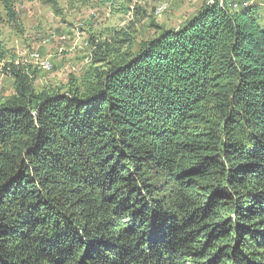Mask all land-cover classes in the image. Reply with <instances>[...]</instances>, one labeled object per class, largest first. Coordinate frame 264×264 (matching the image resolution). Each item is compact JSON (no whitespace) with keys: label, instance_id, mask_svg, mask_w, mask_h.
<instances>
[{"label":"trees","instance_id":"1","mask_svg":"<svg viewBox=\"0 0 264 264\" xmlns=\"http://www.w3.org/2000/svg\"><path fill=\"white\" fill-rule=\"evenodd\" d=\"M245 1L92 38L58 88L0 39V264H264V5Z\"/></svg>","mask_w":264,"mask_h":264},{"label":"rangeland","instance_id":"2","mask_svg":"<svg viewBox=\"0 0 264 264\" xmlns=\"http://www.w3.org/2000/svg\"><path fill=\"white\" fill-rule=\"evenodd\" d=\"M13 1L17 21L0 26V39L20 62L34 70V86L39 90L67 86L71 75L81 77L92 59V38L108 39L113 30L129 25L138 39L149 38L155 33L154 25L177 28L207 0ZM161 1L169 2V8L156 14L155 7ZM257 18L264 27V8H260ZM53 33L68 38L52 39ZM34 52L49 59L53 69H40L32 57ZM13 92V79L0 64V99H7Z\"/></svg>","mask_w":264,"mask_h":264},{"label":"built area","instance_id":"3","mask_svg":"<svg viewBox=\"0 0 264 264\" xmlns=\"http://www.w3.org/2000/svg\"><path fill=\"white\" fill-rule=\"evenodd\" d=\"M252 3H258V4L260 3V4L264 5V3H261L260 0H247L244 2V5H251ZM169 5H170L169 2H167V1L159 2L155 7L156 14H163V13L167 12ZM234 7L237 8L238 4L235 3ZM51 38L52 39H60V40L65 41V40H67L68 37L65 34L57 35V34L53 33L51 35ZM32 57L34 58V60L38 64L39 68L42 69L43 71H50L53 69V63L49 59L42 57L39 52L32 53Z\"/></svg>","mask_w":264,"mask_h":264}]
</instances>
